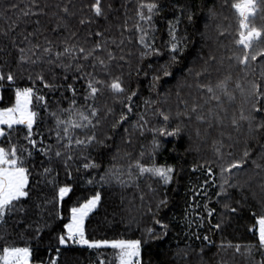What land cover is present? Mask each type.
I'll return each mask as SVG.
<instances>
[{
    "label": "trees",
    "instance_id": "obj_1",
    "mask_svg": "<svg viewBox=\"0 0 264 264\" xmlns=\"http://www.w3.org/2000/svg\"><path fill=\"white\" fill-rule=\"evenodd\" d=\"M242 1L0 0V109L31 90L35 115L1 129L28 181L0 250L117 264L89 243L125 240L137 264H264V0L246 29ZM98 194L78 242L72 209Z\"/></svg>",
    "mask_w": 264,
    "mask_h": 264
},
{
    "label": "rangeland",
    "instance_id": "obj_2",
    "mask_svg": "<svg viewBox=\"0 0 264 264\" xmlns=\"http://www.w3.org/2000/svg\"><path fill=\"white\" fill-rule=\"evenodd\" d=\"M255 0H243L237 9L243 15L245 29L247 28L246 18L255 11ZM258 33L251 30L247 34V40L256 37ZM31 90H19L16 103L7 109H0V130L3 126H13L26 122L32 127L35 122V115L31 110ZM18 168L16 159L9 156L3 147L0 146V207L6 206L14 198L12 185L14 184L13 170ZM158 172V171H157ZM161 173V172H159ZM70 192L69 186L60 189V199H63ZM100 201V195H95L79 206L72 209L71 220L67 225L68 235L77 234L79 241L85 243L84 226L88 215L96 209ZM259 236L264 242V218L259 221ZM71 237V236H70ZM72 238V237H71ZM73 239V238H72ZM92 246H115L118 249L117 264H137L140 259V245L138 241H98L89 243ZM31 249L29 247H6L0 250V264H32ZM41 264V263H36Z\"/></svg>",
    "mask_w": 264,
    "mask_h": 264
},
{
    "label": "crops",
    "instance_id": "obj_3",
    "mask_svg": "<svg viewBox=\"0 0 264 264\" xmlns=\"http://www.w3.org/2000/svg\"><path fill=\"white\" fill-rule=\"evenodd\" d=\"M1 135L2 132L0 130V137ZM13 171H14L13 175L15 177L14 184L12 185V191H14V198H13L14 200L25 194V188L27 186L28 179H27V173L23 168L18 166V168H15V170ZM0 203H1V197H0Z\"/></svg>",
    "mask_w": 264,
    "mask_h": 264
},
{
    "label": "built area",
    "instance_id": "obj_4",
    "mask_svg": "<svg viewBox=\"0 0 264 264\" xmlns=\"http://www.w3.org/2000/svg\"><path fill=\"white\" fill-rule=\"evenodd\" d=\"M70 236H71L73 239H76V240L79 239V237H78L77 234H73V235L70 234Z\"/></svg>",
    "mask_w": 264,
    "mask_h": 264
}]
</instances>
